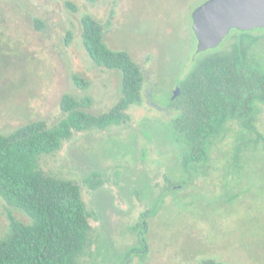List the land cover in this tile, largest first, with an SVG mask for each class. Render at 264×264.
<instances>
[{
	"label": "rangeland",
	"instance_id": "obj_1",
	"mask_svg": "<svg viewBox=\"0 0 264 264\" xmlns=\"http://www.w3.org/2000/svg\"><path fill=\"white\" fill-rule=\"evenodd\" d=\"M206 1L0 0V134L36 120L57 123L66 93L92 97L93 113L118 101L122 73L86 51V15L104 23L108 46L130 51L145 74L142 102L122 125L76 133L40 157L45 172L82 187L92 230L79 264H264V145L245 154L237 173L231 162L241 127L234 122L208 161L187 170L170 129L168 101L199 57L193 12ZM235 33L215 49L229 47ZM256 53L264 69V40ZM74 74L90 86L80 88ZM258 127L264 133V108ZM12 215L32 223L0 197V238Z\"/></svg>",
	"mask_w": 264,
	"mask_h": 264
},
{
	"label": "trees",
	"instance_id": "obj_2",
	"mask_svg": "<svg viewBox=\"0 0 264 264\" xmlns=\"http://www.w3.org/2000/svg\"><path fill=\"white\" fill-rule=\"evenodd\" d=\"M68 5L78 10L72 2ZM35 26L41 30L44 22L36 18ZM82 27L85 49L95 63L122 73L121 95L107 111L93 113L92 97L66 93L57 123L36 120L11 134H0V197L32 221L11 216L10 232L0 238V264H79L92 230L82 187L45 172L40 157L58 151L76 133L122 125L129 119V108L142 102L146 80L142 66L130 51L108 46L105 24L96 17L84 16ZM232 31L236 33L229 47L198 52L193 68L177 84L180 95L168 101L174 113L170 129L187 170L208 161L215 139L234 122L241 127L231 162L237 173L244 167L245 154L264 145V133L258 127L264 108V69L256 53L264 35ZM72 37L69 32L67 44ZM73 78L82 89L90 86L79 74ZM202 264L225 263L205 259Z\"/></svg>",
	"mask_w": 264,
	"mask_h": 264
},
{
	"label": "water",
	"instance_id": "obj_3",
	"mask_svg": "<svg viewBox=\"0 0 264 264\" xmlns=\"http://www.w3.org/2000/svg\"><path fill=\"white\" fill-rule=\"evenodd\" d=\"M257 28H264V0H208L193 12L198 52L217 48L234 29ZM180 93L177 86L172 100Z\"/></svg>",
	"mask_w": 264,
	"mask_h": 264
}]
</instances>
